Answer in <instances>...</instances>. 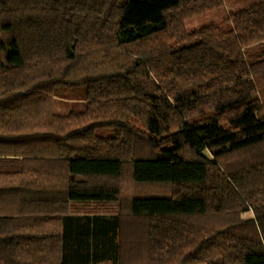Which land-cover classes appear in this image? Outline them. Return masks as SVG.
I'll return each mask as SVG.
<instances>
[{
    "label": "trees",
    "instance_id": "1",
    "mask_svg": "<svg viewBox=\"0 0 264 264\" xmlns=\"http://www.w3.org/2000/svg\"><path fill=\"white\" fill-rule=\"evenodd\" d=\"M222 7L0 0V264H264V0L186 30Z\"/></svg>",
    "mask_w": 264,
    "mask_h": 264
},
{
    "label": "rangeland",
    "instance_id": "2",
    "mask_svg": "<svg viewBox=\"0 0 264 264\" xmlns=\"http://www.w3.org/2000/svg\"><path fill=\"white\" fill-rule=\"evenodd\" d=\"M256 2L257 0H224V7L219 8V9H213L211 11H207L203 14L195 15L187 19L185 21V28L188 31H192L200 27L214 25L216 23H219L230 12H235V11L247 8L255 4ZM65 93H70V92H65ZM54 110L56 113H59V114H66L70 112L71 110L79 112L83 110V105L80 102L73 104L70 101H64V102L56 101L54 104ZM107 207L109 206L107 205ZM111 207L116 208L117 207L116 203L111 205ZM78 208L81 210L83 209L88 210L89 206H79ZM93 209L101 210L97 206L90 207V210H93Z\"/></svg>",
    "mask_w": 264,
    "mask_h": 264
}]
</instances>
